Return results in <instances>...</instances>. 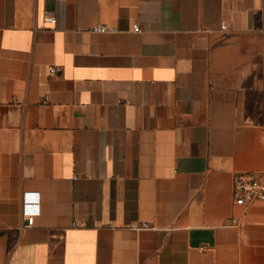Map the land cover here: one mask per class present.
<instances>
[{
	"label": "crops",
	"instance_id": "1",
	"mask_svg": "<svg viewBox=\"0 0 264 264\" xmlns=\"http://www.w3.org/2000/svg\"><path fill=\"white\" fill-rule=\"evenodd\" d=\"M251 170L264 0H0V264H264Z\"/></svg>",
	"mask_w": 264,
	"mask_h": 264
},
{
	"label": "built area",
	"instance_id": "2",
	"mask_svg": "<svg viewBox=\"0 0 264 264\" xmlns=\"http://www.w3.org/2000/svg\"><path fill=\"white\" fill-rule=\"evenodd\" d=\"M48 21L55 23V17H48ZM226 26H224L225 28ZM117 28L105 24L94 26L95 32H114ZM135 31H141L139 26L134 28ZM52 73L57 71L51 68ZM232 192L234 202L237 206L247 207L256 203H264V170H251L237 172L233 177ZM41 199L39 192H24L22 200V225L21 229L33 226L36 217L40 214ZM236 218H231L230 224H237Z\"/></svg>",
	"mask_w": 264,
	"mask_h": 264
}]
</instances>
